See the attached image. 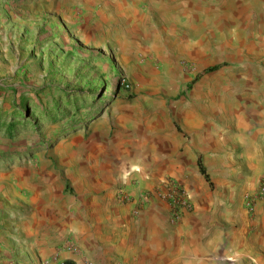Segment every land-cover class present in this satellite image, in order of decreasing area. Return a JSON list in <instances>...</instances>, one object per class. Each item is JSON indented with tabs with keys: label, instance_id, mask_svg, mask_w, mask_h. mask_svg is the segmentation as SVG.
Wrapping results in <instances>:
<instances>
[{
	"label": "crops",
	"instance_id": "obj_1",
	"mask_svg": "<svg viewBox=\"0 0 264 264\" xmlns=\"http://www.w3.org/2000/svg\"><path fill=\"white\" fill-rule=\"evenodd\" d=\"M152 9L189 30L173 42L184 56L239 62L244 101L194 102L172 115L184 125L164 103L134 106L85 160L80 197L42 189L32 218L40 264H264V200L253 212L245 205L264 179V0H117L119 21H144ZM169 178L192 200L179 223L161 199L138 200ZM121 188L135 201L120 203Z\"/></svg>",
	"mask_w": 264,
	"mask_h": 264
},
{
	"label": "rangeland",
	"instance_id": "obj_2",
	"mask_svg": "<svg viewBox=\"0 0 264 264\" xmlns=\"http://www.w3.org/2000/svg\"><path fill=\"white\" fill-rule=\"evenodd\" d=\"M119 20L117 0H0V264H40L42 189L80 197L85 160L134 106L164 103L183 124L172 115L194 102L244 101L239 62L184 56L173 42L189 30L157 9Z\"/></svg>",
	"mask_w": 264,
	"mask_h": 264
},
{
	"label": "built area",
	"instance_id": "obj_3",
	"mask_svg": "<svg viewBox=\"0 0 264 264\" xmlns=\"http://www.w3.org/2000/svg\"><path fill=\"white\" fill-rule=\"evenodd\" d=\"M153 197H157L168 204L172 221L175 223L181 222L184 214L192 211V200L187 189L175 178L166 179L153 191L142 192L138 200L147 203ZM258 197L264 200V179L256 192L246 195L245 205L248 211L253 212ZM117 199L120 203L135 201L124 188H121L117 193ZM72 251L76 254L79 253V249L76 247H72Z\"/></svg>",
	"mask_w": 264,
	"mask_h": 264
},
{
	"label": "trees",
	"instance_id": "obj_4",
	"mask_svg": "<svg viewBox=\"0 0 264 264\" xmlns=\"http://www.w3.org/2000/svg\"><path fill=\"white\" fill-rule=\"evenodd\" d=\"M219 68L218 67H216V68H211L209 71L210 72H214V71H216V70H218ZM201 162V161H200ZM201 171H202V173L203 174H206V171L203 169V167L201 166ZM65 264H69V263H65Z\"/></svg>",
	"mask_w": 264,
	"mask_h": 264
}]
</instances>
